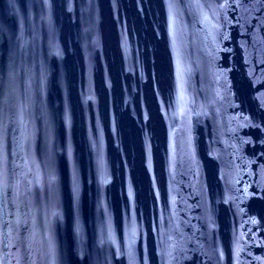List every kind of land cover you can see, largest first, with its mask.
I'll return each mask as SVG.
<instances>
[{
    "label": "water",
    "instance_id": "95a60500",
    "mask_svg": "<svg viewBox=\"0 0 264 264\" xmlns=\"http://www.w3.org/2000/svg\"><path fill=\"white\" fill-rule=\"evenodd\" d=\"M0 264H264V0H0Z\"/></svg>",
    "mask_w": 264,
    "mask_h": 264
}]
</instances>
